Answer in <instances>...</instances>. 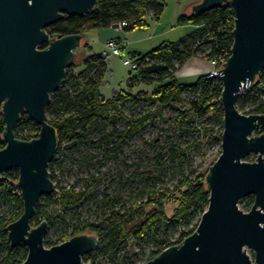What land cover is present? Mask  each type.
<instances>
[{"label": "trees", "instance_id": "trees-1", "mask_svg": "<svg viewBox=\"0 0 264 264\" xmlns=\"http://www.w3.org/2000/svg\"><path fill=\"white\" fill-rule=\"evenodd\" d=\"M166 1L98 0L96 10L85 16L66 15L48 27L47 32L51 37L59 38L113 27L122 22L127 23L123 28L126 32L147 28L145 18L150 15L159 20ZM234 19V11L227 5L180 15L178 25L191 24L198 28L177 41H164L147 52L128 53L138 63V68L131 70L135 73L130 75L128 89L119 90L110 98H106L101 91L109 72V61L103 53L88 55L91 46L84 43L75 63L67 68L59 89L51 95L47 107L48 121L56 128L59 141L54 159L49 164L55 190L40 198L31 219L34 226L47 221L46 247L63 243L77 234H95L99 237L98 245L84 256L86 264H100L101 260L108 264H138L140 254H131L128 244L131 240L137 245L149 242L152 249L145 253L147 259L141 263L145 264L165 249L181 243L196 230L209 204L208 172L197 175L195 170H191V152L200 151L203 147L206 133L210 131L206 127V118L210 114L216 115L215 122L221 126V130L224 129L220 102L223 86L219 77L207 78V74H202L194 83L187 84L178 82L175 74L194 57L223 65L231 54ZM116 40L121 43L119 39ZM141 85H154L155 91L133 92ZM180 96L187 99V106L172 107L177 114L174 122L176 139L167 135L161 141L157 135L152 143L157 150L154 163L161 169L160 175L170 173L171 168L170 176H178L172 189L146 190L151 182H160L159 176L152 174L136 197L138 200L131 204L123 201L119 192L133 186L138 174L128 178L121 174L112 179L101 197H96V188L102 181L100 175L62 184L61 178L66 173L67 165H74L76 160L80 159L81 164L92 167L96 162L89 160L96 153L100 156V165L107 160L117 159L122 154V148L134 137L163 120L160 110L172 106ZM237 108L247 115H264V70L256 82L240 95ZM158 128L162 131V128ZM4 131L0 108V149L5 146ZM39 132L40 126L26 113L15 127V135L20 140H32L38 137ZM184 138L186 141H182ZM221 142L220 132L206 145L208 150L218 146L219 156ZM81 147L88 151L83 153ZM74 152L82 153V157L72 159L70 155ZM18 178L19 171L13 168L3 173L0 182V264H21L28 255L24 244L12 247L8 238V225L17 220L24 210ZM115 183L119 192H109ZM166 202L176 204L170 216L165 210ZM253 204V195L240 202L245 211H249ZM52 229H55V233L49 235ZM175 234H178L177 238H173Z\"/></svg>", "mask_w": 264, "mask_h": 264}, {"label": "water", "instance_id": "water-1", "mask_svg": "<svg viewBox=\"0 0 264 264\" xmlns=\"http://www.w3.org/2000/svg\"><path fill=\"white\" fill-rule=\"evenodd\" d=\"M223 5L233 9L235 19L231 54L215 70L223 86L224 129L221 153L206 175L209 204L192 234L145 264H264V115L237 108L242 90L264 70V0H201L185 12ZM97 7L98 0H0V108L5 124L0 182L5 171L18 169L24 210L7 230L12 247L24 244L28 249L21 264H86L84 256L98 245L97 235L85 233L46 247L47 221L31 224L40 198L55 189L49 164L59 141L47 107L87 41L83 33L53 38L47 28L66 15L85 16ZM24 113L40 126L38 137L29 141L15 135ZM251 154L257 158L247 161ZM249 195L254 204L245 211L240 202Z\"/></svg>", "mask_w": 264, "mask_h": 264}, {"label": "rangeland", "instance_id": "rangeland-1", "mask_svg": "<svg viewBox=\"0 0 264 264\" xmlns=\"http://www.w3.org/2000/svg\"><path fill=\"white\" fill-rule=\"evenodd\" d=\"M196 1L197 0H167L166 6L163 13L160 15L159 20L150 15L145 18L148 23L147 28H137L130 32H126L122 29H114L113 27L85 31V39L90 41L91 46L87 51L88 55L102 53L105 50V42L111 35H120L122 38H125V40H123L126 43L124 46L125 49L123 50V57H109L108 59L109 72L102 85V91L105 96H109L115 87L123 90L128 89L130 75L135 73V71H131L130 67L123 64L124 57L127 56L129 50L135 49L141 52H147L164 41H177L188 35L194 29V26L191 24L178 25L177 21L180 15L188 14L185 10ZM216 66L217 65L213 62H206L194 57L176 72L175 78L180 83L191 84L194 83L200 75L210 72V70L215 69ZM137 90H144L152 93L155 91V86L141 85L136 88V91ZM173 106H182V108H185L187 106V99H183V97L180 96V98H177V100L173 102L172 106L160 110L163 120L157 123L156 126L151 125L147 127L141 134L134 137L129 144L122 148V154L119 155L117 159L107 160L103 165H100L98 163L100 156L96 153V155L89 160L96 162V164L92 167H88L85 163H80L79 158L82 157V153L74 152L70 157L79 160L75 159L76 161L74 165H67L66 173L62 175L61 178L62 184L70 183L71 181L80 182L82 179H89L92 175H100L102 181L98 188H96L98 192L96 197H101L103 191L109 186L112 179L119 177L121 174L124 178L138 174L139 176L133 180V186H129L119 192L117 183H115L109 189V192L111 193L119 192L123 201L131 204L138 200L136 197H138L140 190L145 188L146 179L151 177L152 174L158 175L160 182H151L146 190L152 191L153 189H156L162 191L165 188L172 189L177 183L178 176H170L172 171L171 168L170 173H163L160 175L161 169L154 163V156L157 150L153 148L152 143L157 135L161 137V141H164L167 138V135H171L173 140L176 139L174 134H177V128L174 127V122L177 114L172 108ZM206 119H208L206 127H208L210 131L206 133L204 145L200 151L191 152L193 157L191 170H195L197 175L207 173L212 162L218 158V146H214L208 150L206 144L216 133H223L221 126L215 122L216 115L212 113ZM158 127L162 128V131H159ZM256 134L259 133L257 132ZM186 138L188 140L190 139V137ZM186 138L182 141H186ZM80 150L83 153L88 151L82 147ZM89 152L92 153L90 150ZM256 158V154H251L246 160L254 161ZM175 206L176 204L173 202L165 203V210L169 216L172 215ZM50 209H52V207H50ZM54 233L55 229H52L49 232V235H53ZM177 237L178 234L173 236V238ZM128 245L131 254H140L138 264L143 263L144 260L147 259L145 253H149L152 249V244H149V242H145L143 245H137L131 240ZM141 251H144V253H141ZM248 253L254 260L253 252L249 250ZM100 264H108V262L101 260Z\"/></svg>", "mask_w": 264, "mask_h": 264}, {"label": "built area", "instance_id": "built-area-1", "mask_svg": "<svg viewBox=\"0 0 264 264\" xmlns=\"http://www.w3.org/2000/svg\"><path fill=\"white\" fill-rule=\"evenodd\" d=\"M126 24H127L126 22H122L118 25H115L114 27H116V29H122L123 30V28H124V26H126ZM125 44H126L125 42L123 44H120L116 39L109 38L105 42V50L102 53L105 57H107V59H109V57H123V48L122 47L125 46ZM213 63L215 65H217L216 62H213ZM123 64L125 66L130 67L131 70H136L138 68V63L128 54L126 57H124ZM219 68H220V66L217 65L215 69L208 72L207 78L219 77L218 72L215 71L216 69H219ZM248 88L242 90L241 95L244 94ZM54 185H55V183H54Z\"/></svg>", "mask_w": 264, "mask_h": 264}, {"label": "crops", "instance_id": "crops-1", "mask_svg": "<svg viewBox=\"0 0 264 264\" xmlns=\"http://www.w3.org/2000/svg\"><path fill=\"white\" fill-rule=\"evenodd\" d=\"M194 26V25H193ZM113 28L114 29H116V27H114L113 26ZM198 27L197 26H194V29L191 31V32H193V31H195L196 29H197ZM190 32V33H191ZM86 37V34L84 33V38ZM108 38H114V39H119V41L121 42L120 44H123L124 43V41L123 40H125V38H122L120 35H111V36H109ZM172 42H174V41H172ZM85 43H88V44H90V41L89 40H87ZM125 49V47L123 48V50ZM141 52V51H139V50H129L128 51V53H132V52ZM210 64H212V63H210ZM211 71V70H210ZM204 74H207V72L206 73H204ZM102 89H103V86L101 87V91H102ZM119 90H123V89H118V88H114L113 89V92L109 95V96H105V94L103 93V91H102V93H103V95L106 97V98H110V97H112L113 96V94L115 93V92H117V91H119ZM133 92H136V89H134L133 90Z\"/></svg>", "mask_w": 264, "mask_h": 264}, {"label": "bare ground", "instance_id": "bare-ground-1", "mask_svg": "<svg viewBox=\"0 0 264 264\" xmlns=\"http://www.w3.org/2000/svg\"><path fill=\"white\" fill-rule=\"evenodd\" d=\"M84 45V44H83Z\"/></svg>", "mask_w": 264, "mask_h": 264}, {"label": "flooded vegetation", "instance_id": "flooded-vegetation-1", "mask_svg": "<svg viewBox=\"0 0 264 264\" xmlns=\"http://www.w3.org/2000/svg\"><path fill=\"white\" fill-rule=\"evenodd\" d=\"M62 20V19H61Z\"/></svg>", "mask_w": 264, "mask_h": 264}]
</instances>
